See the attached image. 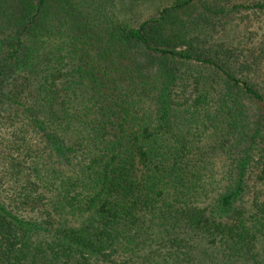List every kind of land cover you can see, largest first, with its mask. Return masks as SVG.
<instances>
[{
    "label": "trees",
    "instance_id": "1",
    "mask_svg": "<svg viewBox=\"0 0 264 264\" xmlns=\"http://www.w3.org/2000/svg\"><path fill=\"white\" fill-rule=\"evenodd\" d=\"M157 1L0 0V264H264V0Z\"/></svg>",
    "mask_w": 264,
    "mask_h": 264
},
{
    "label": "rangeland",
    "instance_id": "2",
    "mask_svg": "<svg viewBox=\"0 0 264 264\" xmlns=\"http://www.w3.org/2000/svg\"><path fill=\"white\" fill-rule=\"evenodd\" d=\"M130 1L131 0H120V2H121L120 4L123 5V9L126 8V6L130 3ZM170 2H172V0H158L156 2V4L157 5H165L166 4V6H167ZM150 12H151V5L150 4L144 5V8H141V15L139 18L141 19L143 16L147 15Z\"/></svg>",
    "mask_w": 264,
    "mask_h": 264
}]
</instances>
